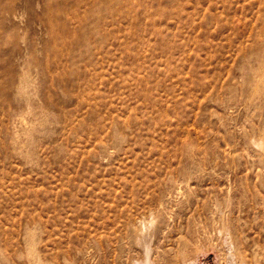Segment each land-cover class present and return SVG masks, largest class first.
<instances>
[{"label": "rangeland", "instance_id": "obj_1", "mask_svg": "<svg viewBox=\"0 0 264 264\" xmlns=\"http://www.w3.org/2000/svg\"><path fill=\"white\" fill-rule=\"evenodd\" d=\"M144 222L264 264V0H0V264H142Z\"/></svg>", "mask_w": 264, "mask_h": 264}, {"label": "bare ground", "instance_id": "obj_2", "mask_svg": "<svg viewBox=\"0 0 264 264\" xmlns=\"http://www.w3.org/2000/svg\"><path fill=\"white\" fill-rule=\"evenodd\" d=\"M144 229H146V232L144 233V239L142 240L141 244L144 247V249L146 250V260L144 262H142V264H153L152 260L150 259V251H151V247L149 245V224L147 222H144ZM227 229V228H226ZM228 234V233H227ZM230 235V234H229ZM231 255V254H230ZM234 257V256H233ZM233 263V262H232Z\"/></svg>", "mask_w": 264, "mask_h": 264}]
</instances>
